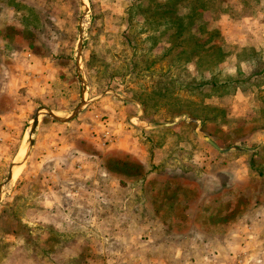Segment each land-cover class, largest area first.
Segmentation results:
<instances>
[{
	"label": "rangeland",
	"instance_id": "1",
	"mask_svg": "<svg viewBox=\"0 0 264 264\" xmlns=\"http://www.w3.org/2000/svg\"><path fill=\"white\" fill-rule=\"evenodd\" d=\"M16 1L21 23L27 25L26 33L34 35L35 51L48 50L54 61L58 60L53 65L58 73L49 72V81L35 87L32 108L28 104L23 119L14 126L11 142L1 145L0 264L8 261L9 251L22 242L31 248L32 262L83 264L80 257H72L74 243L73 248H65L75 240L83 244V249L97 251L92 255L95 264H224L223 258L234 250L247 252L239 256L241 264H264V233L243 223L250 211L259 209L264 214L263 206L250 202L251 186L264 184V153L260 158L238 152L240 147L250 151L257 144L255 113L244 112L242 106L225 109L204 103L207 93H212L208 79H216L214 72L220 64L217 60L223 56L219 42L227 38L220 35L218 20L225 21V30L228 23L243 25L246 20L241 18L245 12L240 7L253 0H238L237 11L234 0H191L188 4L185 0ZM150 9H155V13ZM183 12H192L188 16L190 24L186 31L175 32L178 23L181 25L186 19ZM246 33L249 31L243 29L240 35ZM187 57L194 59L187 66L188 76L183 61ZM191 70L193 76H189ZM201 73H209V77L201 79ZM101 98L106 102L101 109L123 120L125 138L131 140L135 134L144 141L138 150L144 154V162L149 158L144 166L173 171L163 170L168 173L163 180L172 181L174 186L169 198L175 201L176 193L183 197L167 216L163 215L162 219L168 218L167 221H157L169 209L157 203L156 197L149 204V192L113 185L132 184L144 168L102 159L103 149L94 148L85 139L95 135L86 129L93 121L94 109L90 104ZM35 114L37 124L31 131ZM162 122L171 127L159 129L157 123ZM57 128H64L61 152L67 160L71 154L80 156L89 172L86 178L79 179L82 184L75 212L56 220L55 215L43 216V204L47 198L58 200L64 189L46 192L40 181L30 177L39 176L32 169H41L52 161L32 160L30 165L29 160L40 143L50 142ZM105 133L108 134L104 131L100 137L105 138ZM109 137L108 134L103 142L107 143ZM167 137L185 139L189 148L174 141L164 144L165 147L155 146ZM189 139L192 141L188 142ZM207 139L229 153L218 156ZM71 142L78 148L69 147ZM173 147L176 151L171 154ZM91 149L96 154L90 157L82 152ZM186 150L192 154L188 155ZM205 150L207 155L201 153ZM12 163L14 171L7 180ZM27 164L31 170L28 178L23 171ZM106 168L111 170L110 175ZM144 177L153 182L151 192L157 196L162 177ZM219 185L225 186L221 194L227 188L235 190L224 195L226 205L212 201ZM238 188L241 193H237ZM107 192H112L111 196ZM129 195H133L130 202L135 207L125 211L121 209V199ZM197 199L193 212L191 204ZM181 207L191 215L187 220L182 217ZM108 213L115 221L113 224L103 220ZM174 215L179 218L170 221ZM143 217L150 220L144 222ZM26 230L30 232L27 237ZM218 237L222 239L219 241ZM109 239L110 244L115 240L112 251L107 250ZM13 253L16 256L19 252Z\"/></svg>",
	"mask_w": 264,
	"mask_h": 264
},
{
	"label": "crops",
	"instance_id": "2",
	"mask_svg": "<svg viewBox=\"0 0 264 264\" xmlns=\"http://www.w3.org/2000/svg\"><path fill=\"white\" fill-rule=\"evenodd\" d=\"M16 2V0H0V152L2 144L6 145L7 142H11L10 140H12L14 135V126L18 125V123H20L23 119L24 113L28 109V104H30V108H32L35 97V87L43 85V83L45 84V82L49 81V72H52V74L57 72V67H54L53 65L58 60L55 59L54 61L48 50L44 51V49H42L41 51H35L34 48L36 41L33 37L34 35L31 33L28 36L26 33L27 25L21 23L22 16H19ZM234 3H236L234 9L237 11L238 0H234ZM252 3L248 6H239L241 8L240 11L245 12L241 18L242 20H246L244 21L245 23L243 25L242 23H228V28L225 30V21L218 20L219 22L217 24V28L220 30L219 33L221 36H226L227 38H223L218 45L220 49L219 51H222L223 56L217 60V63L220 64L218 69L214 72L216 77L215 83L217 87L213 86L215 88H212V93H207V96L210 99L206 97L207 100L203 102L206 104L208 103L207 105H216L217 107H223L225 109L231 105H233L234 109H237V106L238 108L242 106V110L244 112L249 111L255 113V120L257 122L255 123L254 133L257 138L254 141H256L257 144L255 147L251 148L250 151L249 149L240 147L238 152L240 154L245 152H248V154L253 153V157H258L264 153V0H253ZM148 11H154L151 13H155L156 10L150 9ZM237 24L239 25L237 26ZM241 25L242 28H240ZM243 29L248 30L249 33H246V35L243 36L240 35ZM23 31H25V33ZM231 35H233V38L229 39ZM183 61L186 64L185 72L188 76L187 66L190 62L194 63V59L191 57L188 60L187 57ZM191 69H193V67H191ZM192 71L193 70L190 71L189 76H193L191 74ZM204 76L208 78L209 73L205 75L201 73V79H203ZM105 103L106 102L103 101V98H101L100 100L90 104L91 108L94 109V111H92L93 121L92 123L88 124L89 127L86 129L89 132L93 131L95 135L90 134L89 138L85 137V139L88 140L89 143H92L94 148L98 149L99 147L100 149H103L102 159H107L126 166L134 165L139 168H144L142 173H138L136 175L137 181H133L132 184L126 186L124 183L116 182V184L113 185L115 188L120 187L124 190L130 189L131 191L135 187H138L137 190L141 191V193L144 192V194H146V191L149 192L148 195L146 194L149 204L151 203L152 199L156 197L158 199L155 200L157 203H161L162 207L169 209L167 212H162V216L158 218L156 217L157 221H167L168 218L164 220L162 219L163 215L167 216L166 213H170L172 208L176 207L178 204L179 199L183 197L181 194L176 193L175 201L174 198H169L168 193L170 190V193L174 190V186L171 185L173 183L172 181L163 180V178H167L166 175L168 174L163 170H168L172 173L173 171L160 167L153 168L151 166H149L147 169L144 165L145 163L148 164L149 158L144 162V154L138 153V150L140 149L139 144L144 143V141L142 139H138L135 134L131 140H127L124 135L126 129L124 128L123 120H119L118 117L115 118L111 115V113L108 112V110H102L101 107ZM101 115H106V117L99 119ZM166 124L168 123H157V126H159V129H168L171 127L167 126ZM170 124H173V121ZM103 125H106V128L102 129ZM110 127L118 129L112 130ZM94 128L98 129L95 130ZM63 129L64 128L55 129L52 133V137L50 138V142L44 141V143H40L39 147L37 148L38 150L32 153V158L29 160L30 164L32 160H46L45 158H47L51 159L52 164L49 163V165L43 166L41 169H32L34 173H37L36 175H39L37 177L33 175L30 176L31 170L30 167H28V164L23 170L25 174L27 173L26 178L30 176L31 178L34 177V179L40 181V183L43 185L42 189L46 190V192L52 193L55 190L61 191L64 189V192H62L63 194L60 193L62 195L58 200L54 202L48 200L47 198L46 202L43 204V216L51 218V216L55 215L56 220L64 216L66 217L68 213L75 212L78 200H80V197L77 196V193L78 190H80V184H82L81 180L83 177L86 178L89 172L84 168L85 165H83L81 162L80 156L71 154L70 159L67 160V156L61 152V143H65V135L61 131ZM104 131H107L110 136L109 140H107V143L104 142L106 140L105 138L108 137V134H104L105 138L100 137ZM257 132H261V134H258ZM165 139V141L160 140L159 143L155 144V146L159 148L162 146L165 147L166 145L164 144H167L169 141H174L186 149L189 148L185 139H180L179 141L174 140V137H167ZM190 141H192V139H189L188 142ZM206 141L208 144H210V146H212V150L215 151L218 156H225L227 153H229L226 148L221 149L217 147L213 141L211 142L209 139ZM70 146L75 149L78 148L76 145H73L72 142L69 143V147ZM88 148L92 147L89 146ZM173 149L175 150L169 151L171 154L173 151H176V148L173 147ZM91 150L92 151L82 152L90 157L91 155L96 154L95 150ZM43 152L45 153L43 154ZM187 153L188 155L192 154V152L189 153L188 151ZM201 153L207 155L209 152L205 150ZM259 157L263 158L262 156ZM62 158L64 160H62ZM1 159H3V157L0 154V160ZM30 165H32V163ZM106 169L110 175L111 170H109V168ZM147 174L162 177L160 180L161 183L159 182V184H161V189L157 190V196L151 192L153 182L150 180H145L146 177H144V175L147 176ZM257 174L260 175L259 170H257ZM132 175L133 174H130L129 176ZM172 177L173 176H171V178ZM142 181L143 183H140ZM131 185L132 187H130ZM169 186H171V188L166 190V187ZM224 187V185H219L217 186L218 190L213 192L214 194L216 193V196H213L212 201L216 202V204L226 205V199L224 198L226 192L227 194H229V192H235V190H232V188H227L224 189L223 193L221 194L220 191ZM251 187V193H253V197L251 196L250 199L251 204L259 203L260 206L264 207V184H253ZM109 188L114 190L112 186H109ZM237 191V193H241L239 192L240 188H238ZM70 192L73 193L70 194ZM111 193L112 192H107L109 196H111ZM132 196L133 195H131V197ZM131 197L129 195L126 199H121V209L126 211V209L131 208L130 206L135 207L134 204H131L130 202ZM184 200L188 205L186 201L187 198ZM197 203L198 199L195 200V203L193 202L191 204L193 212L195 211L194 206H196ZM52 207L54 209L50 210ZM181 210L184 213V216L182 217H184L185 220H187V217H191L190 214H187L188 209L181 207ZM260 211L261 210L259 209L254 210V212L250 211V213L244 216L245 220L243 223L247 224V227L254 226V228H256L257 231L262 234L264 233V214H262L263 211ZM156 215H154V217ZM178 218L179 215H174L170 221L177 220ZM12 219L15 218L12 216ZM104 219L109 224H113L115 222L113 217L110 216V213L105 214L103 220ZM147 220L150 219H146L145 217L142 219L144 222ZM117 224L118 223L115 225ZM29 233L30 232L26 230L24 236H29ZM221 239L222 238L218 237L219 241ZM110 240L111 239L108 240L107 245H109V248H107V250H111L113 248L112 244L115 242V240H113L110 244ZM73 243V247L76 248L72 250V257H80L83 264H95V260L92 255H95L97 251H93L92 248L83 249L81 247L83 244H80V241L76 240L72 243H68L65 248H73ZM159 247L161 246L159 245ZM13 248L14 249L8 253L7 258L10 257L9 260L4 261V264H39L32 262V250L31 248L25 247L24 242ZM14 250L19 252L18 255L14 256ZM242 253L247 255L245 250H238L237 252L234 250L230 256L227 254V258H223L224 264H241L239 256H241ZM238 261L239 263H237ZM59 262L60 261H57L52 264H61Z\"/></svg>",
	"mask_w": 264,
	"mask_h": 264
},
{
	"label": "trees",
	"instance_id": "3",
	"mask_svg": "<svg viewBox=\"0 0 264 264\" xmlns=\"http://www.w3.org/2000/svg\"><path fill=\"white\" fill-rule=\"evenodd\" d=\"M185 1H186L187 4H188V3H190L191 0H185ZM192 9H193V8H192ZM183 13L185 14V16H184L183 18H186V19H183V18H182V19H183L182 24L180 25V24L178 23V25H177L176 28H175V32L186 31V27L190 24L188 16L191 15L192 12H191L189 15H187L186 12H183ZM174 19H175V18H173L172 20H174ZM181 51H182V50H181ZM214 74H215V73H214ZM215 82H216V79H215L214 77H211L210 80L208 79V83H209V87H208V89L217 87ZM201 84H202V82H201ZM211 85H212V87H211ZM213 86H215V87H213Z\"/></svg>",
	"mask_w": 264,
	"mask_h": 264
},
{
	"label": "water",
	"instance_id": "4",
	"mask_svg": "<svg viewBox=\"0 0 264 264\" xmlns=\"http://www.w3.org/2000/svg\"><path fill=\"white\" fill-rule=\"evenodd\" d=\"M77 110H75V112H76ZM50 116H52L53 118H55V119H57V117H55L53 114H51V113H48ZM36 124H37V114H35L33 117H32V123H31V131L35 128V126H36ZM30 131V132H31ZM31 144H32V142H31V140H29V147L31 146ZM19 150V149H18ZM17 154H18V151H17ZM12 166H13V163L10 165V167H9V169H8V174H7V180H10V176H11V171H12Z\"/></svg>",
	"mask_w": 264,
	"mask_h": 264
},
{
	"label": "bare ground",
	"instance_id": "5",
	"mask_svg": "<svg viewBox=\"0 0 264 264\" xmlns=\"http://www.w3.org/2000/svg\"><path fill=\"white\" fill-rule=\"evenodd\" d=\"M27 153H28V152H27ZM27 153L24 155V157H23L22 161H24V160H25V158L27 157ZM21 158H22V157H21ZM13 171H14V169H13ZM17 173H18V172H17ZM17 173H16V174H17ZM11 176H12V171H11ZM11 176H10V177H11Z\"/></svg>",
	"mask_w": 264,
	"mask_h": 264
}]
</instances>
